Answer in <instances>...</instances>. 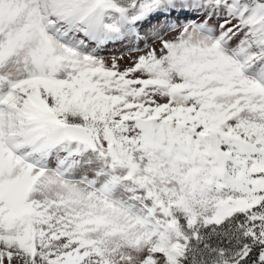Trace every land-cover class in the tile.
<instances>
[{"label":"snow or ice","instance_id":"6c2138e0","mask_svg":"<svg viewBox=\"0 0 264 264\" xmlns=\"http://www.w3.org/2000/svg\"><path fill=\"white\" fill-rule=\"evenodd\" d=\"M0 264H264V0H0Z\"/></svg>","mask_w":264,"mask_h":264},{"label":"rangeland","instance_id":"374dc122","mask_svg":"<svg viewBox=\"0 0 264 264\" xmlns=\"http://www.w3.org/2000/svg\"><path fill=\"white\" fill-rule=\"evenodd\" d=\"M122 46V47H121ZM141 46H143V44L141 43ZM118 51H112L110 53H105L106 56H111V55H122L127 51V47L125 45H119ZM139 55V53H134L133 54V58H135V56ZM129 62V58L127 56L124 57V60L121 61L122 66L126 65Z\"/></svg>","mask_w":264,"mask_h":264},{"label":"bare ground","instance_id":"6f19581e","mask_svg":"<svg viewBox=\"0 0 264 264\" xmlns=\"http://www.w3.org/2000/svg\"><path fill=\"white\" fill-rule=\"evenodd\" d=\"M122 47V46H121ZM118 49H120L119 48V45H117L116 47H114V48H110L106 53H110V52H112V51H118Z\"/></svg>","mask_w":264,"mask_h":264}]
</instances>
